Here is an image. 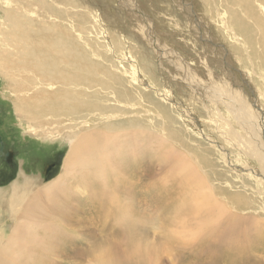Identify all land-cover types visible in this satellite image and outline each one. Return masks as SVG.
<instances>
[{"label": "rangeland", "instance_id": "374dc122", "mask_svg": "<svg viewBox=\"0 0 264 264\" xmlns=\"http://www.w3.org/2000/svg\"><path fill=\"white\" fill-rule=\"evenodd\" d=\"M3 1L11 6L10 13H17L24 20L25 29L35 31V42L28 48H34L38 40L54 42V38L74 37L102 70L124 78L130 90L126 92L129 99L126 103L113 102L98 116L86 112L40 123L19 112L16 80L13 82L0 74V189L10 188L16 180L21 184L26 177L32 180L33 186L31 190L20 192L32 195L62 175L64 158L79 128L127 121L130 134L128 151L123 154L125 158L117 161L113 171L109 170L111 173L105 176L104 183L100 179L81 181L79 184L87 183L88 190L78 195L74 181L61 194L54 190L51 196L46 194L53 200H41L46 202L47 209L43 212L45 215L42 214L44 220L40 218L52 229H36L43 241L32 247L31 260L18 257L17 262L11 260L10 264L100 261L107 264L113 253L128 246L141 251L130 264H264V161L262 164L255 161L252 150L248 152L228 140L232 132L247 138L245 127L241 122L229 130V124L213 111L215 105L192 90L190 78H186L193 69L189 56L192 52L186 46L185 49L178 46L181 37L186 38L189 32L201 35L199 26L206 30L207 24L208 31L214 34L210 39L213 48H219L221 53L232 48L236 45L234 39L228 36L219 20L234 10L249 21H245L249 36L243 46L248 52L239 46L240 49H233L232 58L240 60L241 57V65L249 70L252 63L254 70L260 73L262 62L256 54V50L261 53L256 32L258 24L252 23L255 20L247 15L248 7L236 6L227 0H205L199 12L209 17L208 21L197 18L191 6L197 0H0V7L5 5ZM246 2L262 23L264 0ZM2 37L0 35V54L14 57L6 51L11 47ZM65 40L71 44L70 38ZM164 41L173 51L163 49ZM234 61L237 63L236 59ZM262 81L255 78L253 82L260 100H264ZM164 93L171 102L161 98L160 94ZM260 109L264 111L263 106ZM231 119L236 120V116ZM180 124L181 131L178 130ZM132 134L136 137L140 134L139 141H134ZM119 143L118 138L116 145ZM169 150L181 152L179 160L185 159L192 165V183L179 176L176 171L179 161L169 159L172 155ZM50 164L52 167L46 171ZM196 183L200 187L193 186ZM210 191L218 206L224 209L221 214L225 215L217 217L218 222L223 221L212 229L223 228L221 242L208 239L205 231L194 240H168L166 233L180 228L182 220L201 219L196 213L189 217L191 207L187 211L185 207L189 202L201 201ZM26 198L21 196L22 201ZM18 214L10 210L6 199L2 201L0 231L4 235L10 233V225Z\"/></svg>", "mask_w": 264, "mask_h": 264}, {"label": "bare ground", "instance_id": "6f19581e", "mask_svg": "<svg viewBox=\"0 0 264 264\" xmlns=\"http://www.w3.org/2000/svg\"><path fill=\"white\" fill-rule=\"evenodd\" d=\"M204 1L197 0L191 6L198 19L209 21V17H204L205 15L199 12V9L202 10L204 6ZM227 1L236 6L246 5L248 7V10L247 8L245 9L248 13L247 15H250L255 20L252 23L258 24L256 32L260 37L259 49L261 53L259 55L256 50V54L262 62L260 73L254 70L252 63L249 70L244 65H241V57L240 60L237 57L232 58L233 53H235L233 49H240L239 46L243 47L248 43L247 38L249 36L245 30V21L247 20L243 19L244 17L241 18L234 10H230L219 20L228 36L234 39L235 43H232L236 45L232 48H224L223 53H221L219 48H213L210 45V39L214 37V34L208 31L209 26L207 24L206 30L199 26V32L202 31L201 35L189 32L186 38L181 37L180 40L182 41H179L183 45L180 43L178 46L183 48L186 46V49L192 52L189 56L192 59L193 69L186 74L188 75L186 78H190L189 84L192 90L203 94L210 103L215 105L216 109L213 111L221 117L222 121L224 120L225 123L229 124V130L242 122L247 133V138L239 136L237 132H232L231 135H228V140L233 141L235 146L244 147L248 152L252 150L251 154L255 157L254 160H258L262 164L264 161V111H261L260 107L263 106L264 108V103L262 102L263 99L260 100L261 96L260 99L258 98L257 94L259 92L256 90L253 82L255 78L264 81V20L260 23V18L258 20L255 18L254 11H251L250 3L246 2V0ZM3 2L5 5L0 7L2 11L0 17V35L3 36L1 39H3L4 43L11 47V49H4L15 56L10 57V54H0V74L5 75L7 79L13 82L14 79L16 80L14 88L18 90L17 108L25 117L37 120L40 123L41 120L44 123H49L55 120L56 117H77L86 112L96 113L98 116L100 115L98 114L100 111L107 106H111L113 102L121 105L129 100L126 98V92H130L127 86H125L126 80L119 77L118 74L105 69L102 70L101 65L90 58L88 51L84 50L83 46L81 47V44L74 40V37L64 36L54 38L56 40L54 42L38 40L34 48H28L32 42H35L33 35L35 31L25 29L23 25L24 20L17 13H10L11 6H7L5 1ZM190 22H192L191 18ZM64 38H70L71 44ZM22 45L23 47H20ZM161 46L165 51H173L165 41L164 44L162 42ZM244 50L247 51L246 48ZM247 58L249 62L252 61L249 54ZM234 59L237 60V63H235ZM114 85L120 88H115ZM160 96L165 101L171 100L166 93L160 94ZM186 113H188V110H186ZM233 115L236 116V120L231 119ZM128 123L127 121L124 124L119 122L117 125V123L104 122V125H102L104 127L79 128L75 131L70 148L63 161V174L58 175L52 181L43 185L41 190L37 189L38 191L33 192L32 195L20 192L22 189L31 190L30 187L33 186L31 184L32 180L26 177L21 184L16 180L10 188L0 189V204L6 199L10 210L20 213L17 219L16 217L13 218L9 234L4 235L0 231V264H10L11 260L17 262L19 260L18 257L26 261L31 260L32 255H34L33 246L43 241L42 236L38 231L36 232V229H52L49 223L43 222L42 214L43 212L45 213L44 210L47 207L45 208L46 204L44 205L46 202L42 203L43 201L41 200H47V198L50 201L53 200L50 197V193L53 190L61 194L62 191L65 192L67 185L76 181L74 189L80 195V192L83 194L88 190V187L85 186L87 183L79 184L81 181H96L97 179H100L103 183L106 181L107 177L105 178V176L111 173L109 170L113 171V168H116V164L119 163L117 161L123 160L125 158L123 154H126V150L128 151V135H130L128 134L129 127L126 126ZM178 130H182L181 124ZM185 130L187 131V129ZM174 134L177 137L175 131ZM139 135L136 137V135L132 134L134 141H139L141 138ZM121 136L123 139L120 138ZM118 138L120 143L116 145ZM113 145L117 147L111 149ZM169 151L172 153V155L168 156L169 159L171 161L172 159H178L179 161L176 165V171L179 176L188 181L191 180L190 183H192L194 180L192 165L185 159L179 160L178 156L181 152L177 150ZM192 155L200 161L196 154L192 153ZM112 156L115 159H112ZM111 162L114 163V166H110ZM96 169L99 171L97 172ZM194 185L199 186L197 183ZM195 192H198V190ZM23 195L27 197L25 201L21 199ZM213 198V193L210 191L205 194L201 201H198L202 205L198 204V202L186 204V211L189 207L193 208L194 211H191L190 208L188 216L194 217L196 213L200 215L201 219L198 221L191 219L187 221L182 220L183 223H181L180 228L171 229L169 233H166L169 237L168 240L182 242L188 239L194 240L197 234L199 236L200 233L205 231L208 239H211L215 243L221 242V237L224 233L223 228L212 229L223 221L218 222L219 219L217 217H220L219 215L224 216L225 214H221L224 209H221L217 204V200ZM204 221H208V225L200 224ZM210 229L212 230L211 232H209ZM123 239L125 241L126 236ZM129 247L123 248L121 252L113 253L107 264L132 263L137 255H141V251H138L135 247ZM102 263L106 264V261L92 262L90 264Z\"/></svg>", "mask_w": 264, "mask_h": 264}, {"label": "flooded vegetation", "instance_id": "af4514ba", "mask_svg": "<svg viewBox=\"0 0 264 264\" xmlns=\"http://www.w3.org/2000/svg\"><path fill=\"white\" fill-rule=\"evenodd\" d=\"M51 167H52V164H50L49 166H47L45 170L46 171H49Z\"/></svg>", "mask_w": 264, "mask_h": 264}]
</instances>
